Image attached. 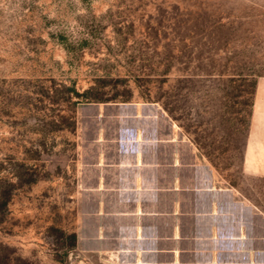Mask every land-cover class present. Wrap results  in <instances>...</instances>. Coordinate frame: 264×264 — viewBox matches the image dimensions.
<instances>
[{
    "label": "rangeland",
    "instance_id": "374dc122",
    "mask_svg": "<svg viewBox=\"0 0 264 264\" xmlns=\"http://www.w3.org/2000/svg\"><path fill=\"white\" fill-rule=\"evenodd\" d=\"M264 0H0V264H109L76 246L92 117L154 103L230 180ZM79 179V181H78Z\"/></svg>",
    "mask_w": 264,
    "mask_h": 264
},
{
    "label": "crops",
    "instance_id": "0c3cea01",
    "mask_svg": "<svg viewBox=\"0 0 264 264\" xmlns=\"http://www.w3.org/2000/svg\"><path fill=\"white\" fill-rule=\"evenodd\" d=\"M76 246L109 264H264V83L230 180L154 103L91 118ZM79 181V179H78Z\"/></svg>",
    "mask_w": 264,
    "mask_h": 264
}]
</instances>
